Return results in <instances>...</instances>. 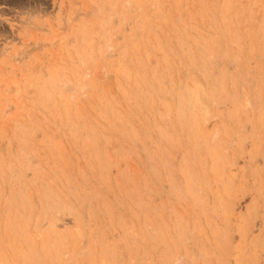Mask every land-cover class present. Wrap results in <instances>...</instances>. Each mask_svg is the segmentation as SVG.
<instances>
[{"label":"rangeland","instance_id":"1","mask_svg":"<svg viewBox=\"0 0 264 264\" xmlns=\"http://www.w3.org/2000/svg\"><path fill=\"white\" fill-rule=\"evenodd\" d=\"M0 264H264V0H0Z\"/></svg>","mask_w":264,"mask_h":264},{"label":"bare ground","instance_id":"2","mask_svg":"<svg viewBox=\"0 0 264 264\" xmlns=\"http://www.w3.org/2000/svg\"><path fill=\"white\" fill-rule=\"evenodd\" d=\"M31 159V158H30Z\"/></svg>","mask_w":264,"mask_h":264}]
</instances>
